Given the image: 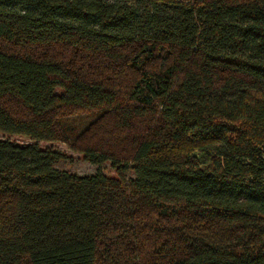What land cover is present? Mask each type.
<instances>
[{
	"label": "trees",
	"instance_id": "trees-1",
	"mask_svg": "<svg viewBox=\"0 0 264 264\" xmlns=\"http://www.w3.org/2000/svg\"><path fill=\"white\" fill-rule=\"evenodd\" d=\"M0 264H264V0H0Z\"/></svg>",
	"mask_w": 264,
	"mask_h": 264
},
{
	"label": "rangeland",
	"instance_id": "rangeland-1",
	"mask_svg": "<svg viewBox=\"0 0 264 264\" xmlns=\"http://www.w3.org/2000/svg\"><path fill=\"white\" fill-rule=\"evenodd\" d=\"M96 115L97 111L82 110L60 117V122L67 133L68 142L33 140L24 135L3 132H0V137L18 144L36 142L41 147L55 150L60 154L59 160L55 163V166L59 169L78 175L92 174L97 169H100L108 176H115V170L110 161H104L100 165L91 163L83 158L81 152L72 149L70 146L72 138L84 129Z\"/></svg>",
	"mask_w": 264,
	"mask_h": 264
}]
</instances>
